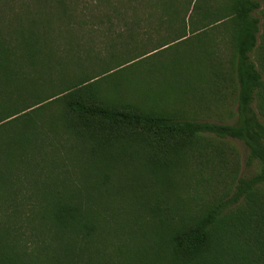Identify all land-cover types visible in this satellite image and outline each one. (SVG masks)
Listing matches in <instances>:
<instances>
[{"label": "trees", "instance_id": "obj_1", "mask_svg": "<svg viewBox=\"0 0 264 264\" xmlns=\"http://www.w3.org/2000/svg\"><path fill=\"white\" fill-rule=\"evenodd\" d=\"M81 1L0 0V264H264V0Z\"/></svg>", "mask_w": 264, "mask_h": 264}, {"label": "rangeland", "instance_id": "obj_2", "mask_svg": "<svg viewBox=\"0 0 264 264\" xmlns=\"http://www.w3.org/2000/svg\"><path fill=\"white\" fill-rule=\"evenodd\" d=\"M98 0H82L81 1V6H80V9L82 11V15L89 18L90 19V22L87 26L88 29H92L94 27H98V22H96V24H94L93 21H98V18L95 19L93 18V15L97 16H101L102 14H104V12L107 10L109 13H111L113 15V20L115 21V17L116 15L113 13V10L111 9H106V10H101L97 8V6L95 5L96 2ZM95 5V6H94ZM104 7V6H103ZM104 18V17H103ZM95 25V26H94ZM117 25H118V22H117ZM104 27L108 26V23L107 25H103ZM116 27V26H115ZM117 28H120L119 26ZM72 30H64V35H65V38H59V39H56L54 41L55 44H62V45H68V43L66 41H68V36L72 34ZM203 35H210V28L207 29V31L205 33H203L201 35V37H205ZM199 36H196L195 38H198ZM197 41H199V39H197ZM77 43H80L81 44V50L80 52L78 53L77 51H67V53L64 54V56H66V59H67V62L66 64L68 66H75V67H79L77 71V73L79 72L80 74L84 73V39L83 40H79ZM103 51V50H102ZM97 56L95 57H92V61H90L92 63V68L93 69H101L105 63H106V59H109L106 58L105 56V52H99L96 54ZM108 61V60H107ZM149 63L153 62V59L150 58L148 60ZM213 120H219V119H214L212 118ZM234 145H236L240 150L241 152L243 153V156H242V160H243V169H244V173L245 174H249L251 172H254V170L256 169L255 166H252V167H247L245 161H246V157H247V152L245 150V146L243 145V143L241 141H238L236 140L234 142Z\"/></svg>", "mask_w": 264, "mask_h": 264}]
</instances>
